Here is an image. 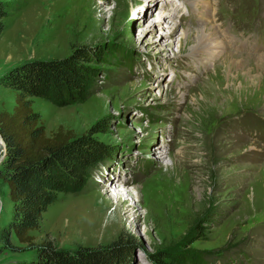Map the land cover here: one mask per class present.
Returning a JSON list of instances; mask_svg holds the SVG:
<instances>
[{"label": "rangeland", "instance_id": "rangeland-1", "mask_svg": "<svg viewBox=\"0 0 264 264\" xmlns=\"http://www.w3.org/2000/svg\"><path fill=\"white\" fill-rule=\"evenodd\" d=\"M4 1L11 14L0 35V77L28 60L68 55L74 45L105 42L117 51L85 103L59 107L33 97L48 135L60 126L86 133L110 116L109 131L96 137L112 154L83 192L49 207L31 232L33 245L9 229L13 202L0 180V264L34 259L42 244L126 246L115 253L116 264H159L156 248L196 252L203 264H264V0H214L225 48L207 65L205 56L189 54L191 41L180 46L178 31L172 47L168 39L155 44L167 21L150 24L164 6L173 19L185 6L178 0ZM187 11L172 21L195 24L198 13L185 23ZM227 54L228 66L221 63ZM15 101L16 90L0 84V111H12ZM114 175L131 185L116 180L107 192L104 183ZM127 191L138 193V213L118 222L116 199L107 207L102 199L112 192L130 199ZM6 236L16 249L6 247Z\"/></svg>", "mask_w": 264, "mask_h": 264}, {"label": "trees", "instance_id": "trees-1", "mask_svg": "<svg viewBox=\"0 0 264 264\" xmlns=\"http://www.w3.org/2000/svg\"><path fill=\"white\" fill-rule=\"evenodd\" d=\"M0 0V35L11 12ZM117 51L112 43L74 45L68 55L32 59L11 67L0 77V84L16 90L12 111H0V134L7 149L0 167V180L8 186L13 202L9 229L22 244L33 245V230L39 229L43 215L61 195L83 192L98 168L112 152L99 141L107 133L111 117L104 116L82 134L60 126L48 135L41 112L33 107V97L56 106L85 103L102 87ZM6 247L16 249L6 236ZM127 245V244H126ZM129 245V244H128ZM24 248V247H23ZM120 249H64L42 244L37 257L16 264H116ZM119 255V254H118ZM152 256L159 264H203L196 252L156 248Z\"/></svg>", "mask_w": 264, "mask_h": 264}, {"label": "bare ground", "instance_id": "bare-ground-1", "mask_svg": "<svg viewBox=\"0 0 264 264\" xmlns=\"http://www.w3.org/2000/svg\"><path fill=\"white\" fill-rule=\"evenodd\" d=\"M174 1H177V0H164L162 2H169V4L173 5ZM182 3H185V6L183 5V7H182L180 5ZM212 4H214V0H178L177 7L178 6L182 7V9L179 8L178 14H182L183 8H185L186 11L189 10V8H190L193 12L196 11L198 13L197 15L195 14L196 17L198 18V21L195 22V24L194 23L188 24L189 26L184 25L183 27H180L179 26L180 24H177V23L170 21V17H169L170 13H167V11L164 8L167 6H164L162 8V10L160 11V12H162L161 18L150 24V28H156L158 25L165 24L167 21L166 27L164 25H162V27H161V32H162L161 39L158 41H155V44H161V43L163 44L168 39L169 43L167 45L172 47V45H173L172 40H173L174 34L178 31V32H180V34H179L180 46L183 47V45H185L189 41H191L192 44L190 46L189 54L191 56L199 57L200 60L204 59V57L202 58L201 56H205L207 60L202 64H206V65L211 64L213 62V60L215 61L216 59L219 58V56L223 52V49L225 48L224 44L220 40L222 28L215 25V23L217 21L216 20L217 15L211 10ZM175 7L176 6H172V10H174ZM177 10H178V8H176V11ZM185 14H186V12H185ZM145 16H147V15H145ZM165 19H167V20H165ZM144 20H145V18H144ZM168 20H169V22H168ZM182 20H183V15L181 17V21ZM211 21L213 22L212 24H211ZM208 23H210L211 25H207ZM191 25H193L196 28L192 27ZM261 57H264V55H262ZM261 57H260V60H263ZM231 58H233V55L227 54L221 63H223V65L228 66V65H230V64H228V62L231 61ZM173 80H174V76H171V82ZM162 94H164V90L162 91ZM1 138H0V140H1ZM0 142L2 145L5 144L3 138ZM4 147H5V145H4ZM158 153L156 152V154H158ZM116 180L121 181V185H123L124 188H128L131 185L127 178L122 179V178H119V176H117V175L110 176L108 181H111V185L108 184L110 182L104 183V185H107L105 187L107 192L108 191L111 192V189H112L111 187L113 184H115ZM112 193H113L112 196H110L108 199H105V198L102 199V203L105 204L107 207L108 203H111V200L116 199L117 207L115 208L116 213H115V216L113 219H117L118 222H122L123 220H127L131 214L138 213V208H137L136 204L134 203V199L137 198L138 193L132 192V191H127L128 196H131L130 199H126V197H124L123 196L124 194H122V193H119V192L118 193L112 192ZM139 196L140 195H138V197ZM129 200H131L133 202H130ZM104 211H105V209H104ZM105 213H106V211H105ZM105 213L102 212V214H100L99 221L101 220L102 217L105 218V216H106ZM112 222H113V220L111 221V223Z\"/></svg>", "mask_w": 264, "mask_h": 264}, {"label": "water", "instance_id": "water-1", "mask_svg": "<svg viewBox=\"0 0 264 264\" xmlns=\"http://www.w3.org/2000/svg\"><path fill=\"white\" fill-rule=\"evenodd\" d=\"M0 136L2 137V135L0 134ZM3 138V137H2ZM4 140V139H3ZM4 145H5V147H4V149H1L0 148V152H3V155H2V157H1V159H0V161L2 162V160H3V158H4V155H5V153H6V149H7V145H6V142H5V140H4Z\"/></svg>", "mask_w": 264, "mask_h": 264}]
</instances>
